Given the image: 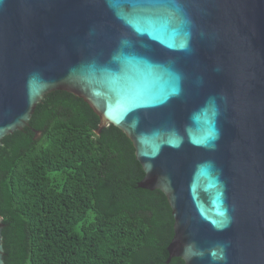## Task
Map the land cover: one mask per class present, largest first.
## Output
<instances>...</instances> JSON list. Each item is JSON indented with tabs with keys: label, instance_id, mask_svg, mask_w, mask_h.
Wrapping results in <instances>:
<instances>
[{
	"label": "water",
	"instance_id": "1",
	"mask_svg": "<svg viewBox=\"0 0 264 264\" xmlns=\"http://www.w3.org/2000/svg\"><path fill=\"white\" fill-rule=\"evenodd\" d=\"M56 91L131 142L166 264H264V0H0V146Z\"/></svg>",
	"mask_w": 264,
	"mask_h": 264
},
{
	"label": "trees",
	"instance_id": "2",
	"mask_svg": "<svg viewBox=\"0 0 264 264\" xmlns=\"http://www.w3.org/2000/svg\"><path fill=\"white\" fill-rule=\"evenodd\" d=\"M56 91L0 146L4 264H166L173 218L129 139ZM169 264H184L179 258Z\"/></svg>",
	"mask_w": 264,
	"mask_h": 264
}]
</instances>
